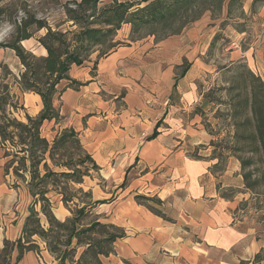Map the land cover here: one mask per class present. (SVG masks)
Listing matches in <instances>:
<instances>
[{"label": "crops", "instance_id": "0c3cea01", "mask_svg": "<svg viewBox=\"0 0 264 264\" xmlns=\"http://www.w3.org/2000/svg\"><path fill=\"white\" fill-rule=\"evenodd\" d=\"M126 27L121 30L130 32V25ZM197 32L160 42L154 36L127 41L95 65L73 66L69 77L82 85L68 88L58 101L62 123L44 124H53L52 141L66 128L79 133L99 167L120 161L117 189L128 179L127 187L115 192V200L100 206L126 233L105 264H253L264 248V242L240 229L236 220L234 212L243 199L239 197L245 195L234 200L221 197L230 186L243 188L239 161L231 158L223 173L214 174L211 168L218 161L209 159V150H199L204 159L191 157L210 139L196 113L197 108L207 112L209 107L197 86L198 77L207 71L201 57L209 44L204 53ZM231 53L264 81V43L259 51L237 47ZM185 63L187 72L178 78ZM24 102L36 116L44 108L34 93H24ZM156 128L159 135L149 140ZM8 161L0 144V250L10 237L23 235L33 200L27 188L9 186ZM23 192L29 198L28 214L21 216ZM138 195L159 198L162 206L157 209L165 218L139 204ZM18 255L16 249L15 264H39L41 256L46 264H55L47 251L41 256L26 253L20 261Z\"/></svg>", "mask_w": 264, "mask_h": 264}, {"label": "trees", "instance_id": "16d2710c", "mask_svg": "<svg viewBox=\"0 0 264 264\" xmlns=\"http://www.w3.org/2000/svg\"><path fill=\"white\" fill-rule=\"evenodd\" d=\"M100 1H72L67 5L66 13L69 20L80 28L73 34V40H69L68 32L54 31L45 21L30 16L17 26L10 43L0 45L1 48L15 51L23 66L24 71L16 80L20 93L39 95L44 104L38 116L32 117L27 114L26 122L18 120L14 113L25 108L20 103L18 95L12 91L11 85L4 80L1 81L0 144L5 152V158L9 159L5 165V175L10 177L13 173L17 179L22 180L33 199L31 214L26 219L23 235L16 242L19 251L18 261L26 253L41 255L43 251H47L54 257L55 264H105L104 259L116 254V242L126 237L123 228L103 222L102 215L97 213L100 206L115 200L116 193L109 200H98L95 199L92 189L84 190L85 178L93 177L91 172H97L101 168L85 151L80 134L66 128L52 142L42 134L45 122L54 121L60 124L64 119L56 107V101L61 99L68 88L77 89L82 85L69 77L72 67L83 66L90 50L106 43L122 29L123 25L132 27V36L148 30L147 36H154L156 41L160 42L171 36L180 35L212 8L215 7L217 12L222 13L227 1L230 6L240 0H142L139 3L115 2L111 6L99 9ZM145 3L146 6L142 7ZM71 5L75 7L71 8ZM32 28L36 32L47 30L43 37L38 38V42L47 51L46 57H36L22 46L23 42L34 37ZM144 38L132 37V42ZM217 40L218 36L214 42ZM231 65L223 68L221 72L237 71L236 80L241 81L237 88L238 97L241 98L239 102L241 110L235 111L234 118L244 116V119L236 124L237 130L234 134L236 143L241 145L224 148L233 155L227 159L218 155L215 147L217 136L207 132L209 122L207 118L213 112V108L209 112L197 108L196 113L204 117L205 131L211 137L209 147L213 148V151L209 159L218 161L212 166L211 171L214 174L223 173L228 166L227 160L231 158L240 163L243 189L230 186L221 192V197L234 200L250 192L258 200L261 196L264 197V193L259 192L264 188V81L245 63ZM186 72L187 68L177 77H184ZM63 81L69 83L60 88ZM220 88L215 87L206 93L207 90L200 85L199 92L214 106L215 101L219 102V99L212 95L223 92ZM227 91L230 92V89ZM157 128L149 140L159 135ZM200 149L208 148L201 145L191 157L204 159L199 155ZM257 173H261L262 176L257 177ZM27 174L30 175V180L27 179ZM127 180L125 179L116 191L124 190L127 187ZM19 187L18 180L11 186L13 189ZM53 198H57V202H54ZM136 200L154 214L165 218L157 209L158 206H162L159 198L138 195ZM244 200L248 201L246 198L239 201L234 213L240 210L239 207ZM260 200L261 198L259 202ZM56 203H62L72 216L64 221L59 220L54 213ZM262 203L263 200L260 206ZM6 245H9L8 241ZM263 262L264 248L255 256L253 264Z\"/></svg>", "mask_w": 264, "mask_h": 264}, {"label": "rangeland", "instance_id": "374dc122", "mask_svg": "<svg viewBox=\"0 0 264 264\" xmlns=\"http://www.w3.org/2000/svg\"><path fill=\"white\" fill-rule=\"evenodd\" d=\"M72 1L80 2L81 0H0V45L10 43L16 33L17 26L26 17L30 16L45 21L54 31L68 32L69 40H73V34L78 32L80 28L69 20L66 13L67 5ZM127 1L139 3L142 0H101L98 8L102 9L113 5L115 2ZM144 6H146V3L142 5V7ZM70 7L74 8L75 6L71 5ZM214 8L203 14L198 21L189 25L178 36L183 37L187 36L188 33L191 34L193 31H198L197 33H200L198 45L200 44L201 49L203 50L209 44L207 52L205 53V50H203L205 55L201 57L203 63L207 66V71H203L198 77L197 86L200 91V85H203L205 91L207 90L206 93L215 87H221L220 89H223V92L214 93L212 95L218 98L219 102L215 101L214 106L209 104V107L205 109L209 112L213 108V112L209 114L207 118V121L209 120L207 123V132L216 134L217 139L215 147L217 148V154L227 159L233 154L228 153L224 148H233L235 145H241L236 143L234 134L237 130L236 124L239 121L241 122L244 116L234 118L235 111L239 112L241 110L239 106L241 98L238 97L239 90H237L241 85V81L236 80L235 76L237 71L221 72V70L225 67L232 66L231 64L233 63H245L249 67L244 60L233 59L231 52L235 48L239 47L243 51L261 50L264 43V0H240L230 6H228L227 1L222 13L217 12ZM122 28L128 29L126 25H123ZM131 30L130 32H128V30L118 31L106 43L93 47L87 56L86 63L95 65L101 57L104 58L114 49L126 45L127 41H133L132 37H148V30H143L141 34L135 36H132ZM31 31L34 33V37L29 42L22 43V46L36 57H46L47 55H44V47L38 42V38L43 37L47 33V30L43 29L36 32V30L32 28ZM176 36H171L170 38ZM216 36H218V40L214 42ZM186 67L187 63L177 71V75H180ZM23 71V66L16 56L15 51L0 47L1 81L4 80L6 83H9L12 91L18 95L20 103L24 106L25 110L20 109L14 113V116L18 120L26 122L27 114L33 117L36 116V113H34L33 107L26 106L24 94L20 93L18 85L16 84V80L20 78ZM62 83L64 84H60V88H64L67 85L65 81ZM227 89H230V92L227 91ZM58 101L55 103L57 108H59ZM201 118L202 129L205 130L206 122L204 117ZM52 128L53 124H46L42 132L44 136L50 137L51 141L52 137L55 135L53 132L51 133ZM210 141L211 137L206 146L209 153L212 154L213 148L209 147L211 144ZM11 151L13 150L11 149ZM227 161H231V159ZM119 164L120 161H109L106 164H101V169L99 171L91 172L93 177L85 178L84 190L89 191L92 189L95 199H111V194L115 193L117 190L116 179L119 175ZM231 168H233V166ZM26 176L27 179L30 180V175L27 174ZM261 176V173H257V177ZM16 180L19 181L20 187L14 190L20 189L24 191L23 189H26V184L23 183L22 180L17 179L13 173L9 177V186L16 183ZM235 183L237 184V182ZM235 183L234 185H236ZM259 192L263 194L264 188H261ZM22 194L21 209L18 213L24 216L25 213L28 214L27 205L29 198L24 192ZM242 198H246L248 201L245 202L244 200L239 207L240 210L235 213L238 225L240 229L251 232L255 238H259L264 242V197H260V202L263 200L262 206H260V198L257 200L256 196L250 192L244 197H239V199ZM53 199L54 202H57V198ZM32 201L33 200H31V202ZM101 209L102 208L99 207L97 213L102 215L103 222L112 223L111 220L107 218L108 214L102 213ZM54 213L56 217L62 221L72 216L68 209L63 208L62 203H56ZM103 217H105V219ZM43 223L45 224L44 219ZM20 236L22 237V234L18 233L15 234L13 238L10 237L11 241L8 246L6 245L7 241L5 242L4 248L0 250V264H15L14 255L17 249L16 242ZM5 246L7 247L5 248ZM37 260L39 264H46L42 256L41 259L37 257Z\"/></svg>", "mask_w": 264, "mask_h": 264}]
</instances>
